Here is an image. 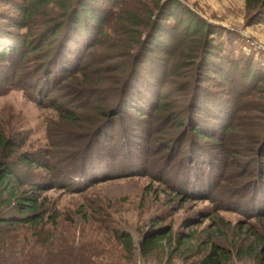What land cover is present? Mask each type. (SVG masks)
<instances>
[{
    "label": "trees",
    "instance_id": "trees-1",
    "mask_svg": "<svg viewBox=\"0 0 264 264\" xmlns=\"http://www.w3.org/2000/svg\"><path fill=\"white\" fill-rule=\"evenodd\" d=\"M2 1L10 2L16 15L0 14V86L20 87L42 106L53 107L57 92L80 101L56 108L61 120L77 126L66 152L70 176L86 175L85 168L74 165L84 161L96 139L100 144L104 138L106 157L112 156V147L144 153L129 123L148 132V123L156 119L173 129V161L185 158L190 175L207 163L209 176H217V164L227 167L237 158L249 162L248 171L252 164L258 173L264 168V104L255 100L264 94V64L242 53L231 59L226 50L234 41L231 33L181 0H141L138 5L136 0ZM247 11L264 17V0H247ZM230 95L233 102L225 100ZM240 131L247 133L249 148L242 143L247 135L236 134ZM0 146L9 147L11 157L16 154L13 142L0 137ZM9 159L0 161V208L9 210L0 215V239L12 229L41 226L46 204L40 193L57 184L31 183L20 178L16 167L54 171L58 165L32 157L16 165ZM205 178L204 186L209 185ZM163 237L160 231L148 232L144 254ZM120 239L132 253L131 238ZM228 254L214 244L204 264H220L217 259Z\"/></svg>",
    "mask_w": 264,
    "mask_h": 264
},
{
    "label": "rangeland",
    "instance_id": "rangeland-1",
    "mask_svg": "<svg viewBox=\"0 0 264 264\" xmlns=\"http://www.w3.org/2000/svg\"><path fill=\"white\" fill-rule=\"evenodd\" d=\"M181 1L200 18L231 33L234 41L226 45L231 59L242 53L264 64V17L258 10L248 12L247 0ZM0 14L16 15L11 3L2 0ZM238 75L236 90L242 83ZM1 85L0 137L13 142L16 154L11 157L10 148L0 146V161L10 158L17 165L21 158L32 157L58 166L47 171L17 165L22 179L57 184L40 193L46 204L41 226L12 229L0 239V264H204L214 244L229 253L217 259L220 264H264L263 167L258 173L252 164L248 171L249 162L237 158L227 167L217 164V176H209L207 163L190 175L185 158L182 163V156L173 161L177 152L175 145L169 146L173 129L156 119L154 128L148 123V132L129 123L144 153L125 154L112 147V156L106 157L101 150L104 138L100 144L96 139L84 161L73 164L75 169L85 168L86 175L72 177L66 152L77 126L61 120L56 108H72L80 101L57 92L52 95L53 107L42 106L20 87ZM227 97L233 102V96ZM263 99L262 93L255 98L264 104ZM248 138L242 140L247 148ZM201 174L209 185H202ZM8 211L0 208V215ZM150 231L164 237L145 255L142 244ZM123 235L131 238L132 253L121 243Z\"/></svg>",
    "mask_w": 264,
    "mask_h": 264
}]
</instances>
